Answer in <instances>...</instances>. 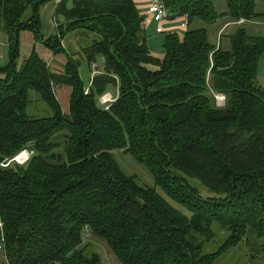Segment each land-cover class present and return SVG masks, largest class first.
Here are the masks:
<instances>
[{
    "label": "trees",
    "instance_id": "16d2710c",
    "mask_svg": "<svg viewBox=\"0 0 264 264\" xmlns=\"http://www.w3.org/2000/svg\"><path fill=\"white\" fill-rule=\"evenodd\" d=\"M53 1L0 0L9 44L0 67V164L31 153L24 165L0 167L2 264H106L84 242L86 230L116 264H214L250 240L264 256V30L244 28L264 27V10L256 11L264 0H226L219 46L207 29L222 17L212 0H160L171 21L187 22L182 40L166 35L162 59L148 47L134 0H59L55 34L44 38L40 14ZM228 24L236 29L223 49ZM21 32L65 55L61 69L35 49L17 68ZM68 36L85 45L68 51ZM81 54L97 68L88 90ZM60 88L70 90L66 114ZM112 89L106 111L98 100ZM32 93L49 117L30 118ZM214 94L225 97L223 107ZM116 151L143 166L153 188L127 175ZM216 232L224 241L205 253Z\"/></svg>",
    "mask_w": 264,
    "mask_h": 264
},
{
    "label": "rangeland",
    "instance_id": "374dc122",
    "mask_svg": "<svg viewBox=\"0 0 264 264\" xmlns=\"http://www.w3.org/2000/svg\"><path fill=\"white\" fill-rule=\"evenodd\" d=\"M136 3V7L140 11H145L148 7V3L150 0H134ZM213 6L217 14L222 15V17L213 25L208 26L207 29L209 30V36L212 42L214 44L218 45L219 39L218 36L216 38V33L219 32L220 29H222L223 25L226 23H229L228 20L225 17L226 14V0H212ZM72 5L71 3H67V9H71ZM264 10V6L258 3L256 5V11L260 12ZM28 17V14L26 13L23 17V20ZM46 15H43V24L41 25V34L44 36L48 29L50 28L52 31L55 29V20L54 18L50 20L49 24L45 22ZM58 21L62 23L60 17H58ZM164 34H157L155 32L156 24L151 23V26L147 29L146 35H147V44L148 47L152 53V55L157 59L163 58V41L166 35L169 34H176L180 40L183 39L185 35V29L181 27V23L178 21L168 22V23H162L161 24ZM203 26H206L203 24ZM148 27V26H147ZM244 28L252 35L258 36L261 35L264 27L263 25H253L252 23L245 24ZM236 28L230 27L228 24L223 31L225 34H223V37H221V47L224 49H229V41L226 37L227 34H230ZM48 38V37H47ZM90 40L86 41L89 42ZM85 45L84 42H80L79 40H74L70 36L66 37L64 40V46L65 48L70 51V49H76L80 50ZM35 49L36 52H40V55L42 57H50L51 53L44 48V46L40 43H37L33 39V35L30 32H21L19 35V55H18V61H17V68L21 66L23 61L27 58V56L32 52V50ZM39 55V54H38ZM63 60L65 62L66 56L60 55L58 59ZM57 59V58H56ZM53 60V58H52ZM50 64V69L54 71H59L58 67L61 69V65H63L62 61L55 60L52 61ZM79 60V75L83 82V85L85 89H89L91 85V79L94 72H96V66L92 65L91 68L88 67L87 62L84 58V56L81 54L80 57H78ZM9 63V44L8 39L6 36L0 33V67H5ZM50 63V62H49ZM58 65V67H57ZM262 83V81H261ZM262 85L264 86V80ZM63 89H57L56 90V97L58 101L60 102L62 108L65 109V105L68 107V104H66L63 100V97H61V92ZM116 89L110 90V93L115 97L116 95ZM215 102V99H214ZM225 105V101L223 103ZM28 114L30 118L39 119V118H46L50 116L49 109L44 106V104L39 100L38 96L35 93L31 94V105L28 111ZM66 114V112H65ZM60 142V140H59ZM114 158L116 159V162L118 165L124 170V172L129 176H135L137 180L147 186L153 188L154 183L153 179L150 176V174L147 172V170L143 167L137 164L131 156L122 154L119 151L114 152ZM206 195H208L206 192H204ZM204 195V197H206ZM180 210V209H179ZM184 212V210H181ZM1 224V223H0ZM2 232V224H1V230ZM83 240L85 243H90L92 245V250L97 251L99 250L101 252L102 260L106 262V264H116L114 260H112L111 254H109L101 242L96 241V239L92 238L90 236V233L86 230L83 233ZM225 234L216 232V236L213 239V241L206 247L205 253H213L215 252L219 246L224 241ZM97 244V245H96ZM111 255V256H110ZM248 255H252V258H249ZM112 257V258H111ZM5 257L4 253L0 251V264L4 263ZM264 263V256L257 250L256 243L253 240H250L249 243L245 246H239L236 249L230 250L228 253L222 255L218 260L215 261L214 264H263Z\"/></svg>",
    "mask_w": 264,
    "mask_h": 264
},
{
    "label": "built area",
    "instance_id": "2783aa9c",
    "mask_svg": "<svg viewBox=\"0 0 264 264\" xmlns=\"http://www.w3.org/2000/svg\"><path fill=\"white\" fill-rule=\"evenodd\" d=\"M144 17H145V21L144 23H154L156 24V29L155 32L157 34H161L163 33V28L161 26L162 23H168V22H173L169 19V14L164 6V4L160 1V0H150V2L148 3V7L147 9H145L144 11ZM177 21V20H176ZM179 23H181V27L186 29L187 28V22L186 20H181L179 21ZM244 23L243 20L240 21L239 24ZM220 41H218V46H219ZM49 64V62H47ZM262 74L264 77V56L262 58ZM87 92V91H86ZM115 97H113V95L111 93H105L104 95H102L98 102L99 105L101 107H103L104 110H108L109 107L111 106V104L113 102H115ZM214 99H215V104L217 107H223V103L225 101V97L221 94H214ZM31 153L23 150L22 152H20L18 155H16L14 158L10 159V160H5L0 164V167L2 168H8L11 164H17V165H24L28 159L30 158ZM0 230H1V224H0ZM0 251L2 253H4V238L3 235L1 233L0 235Z\"/></svg>",
    "mask_w": 264,
    "mask_h": 264
},
{
    "label": "crops",
    "instance_id": "0c3cea01",
    "mask_svg": "<svg viewBox=\"0 0 264 264\" xmlns=\"http://www.w3.org/2000/svg\"><path fill=\"white\" fill-rule=\"evenodd\" d=\"M59 4V0H56V1H53V2H50V3H48L46 6H44V8L42 9V11H41V14H40V20H41V25L43 24V15H46V17H45V22H46V26H47V23L49 24V22H50V20H52L54 17H53V14H54V11H55V9H56V7H57V5ZM138 8V7H137ZM139 10V9H138ZM140 11V10H139ZM140 14L142 15V16H144V11H140ZM144 21H145V18H144ZM144 26H145V30H146V32H147V29L151 26V24H148V23H144ZM148 26V27H147ZM48 27V26H47ZM55 28V27H54ZM55 34V29L52 31L50 28L48 29V31H47V33L43 36L44 38H47V37H50V36H52V35H54ZM38 54H39V56L44 60V61H46V62H50L51 63V60H52V58H53V60L52 61H55V60H59V61H62L63 63H64V61L63 60H61V58L60 59H58L59 58V56H53L52 54H51V56L50 57H42L41 55H40V52H37ZM57 58V59H56ZM62 63V64H63ZM61 97H63V100H64V102L66 103V104H68L69 105V98H70V90L69 89H63L62 90V92H61ZM60 103V102H59ZM61 105V104H60ZM63 106V105H62ZM61 106V107H62ZM62 111L65 113H67L68 112V107L65 105V109L64 108H62ZM5 262V261H4Z\"/></svg>",
    "mask_w": 264,
    "mask_h": 264
},
{
    "label": "water",
    "instance_id": "95a60500",
    "mask_svg": "<svg viewBox=\"0 0 264 264\" xmlns=\"http://www.w3.org/2000/svg\"><path fill=\"white\" fill-rule=\"evenodd\" d=\"M98 63L100 66H102V60L101 59H98Z\"/></svg>",
    "mask_w": 264,
    "mask_h": 264
}]
</instances>
